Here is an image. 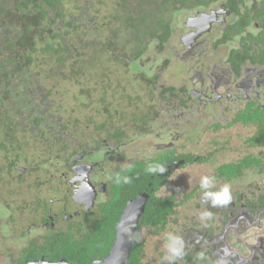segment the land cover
<instances>
[{"label": "flooded vegetation", "instance_id": "1", "mask_svg": "<svg viewBox=\"0 0 264 264\" xmlns=\"http://www.w3.org/2000/svg\"><path fill=\"white\" fill-rule=\"evenodd\" d=\"M191 1L155 7L156 16L145 22L153 34L144 44L148 56L135 61V19L145 14L140 0H0V264L63 260L48 259L54 238L84 239L104 223L102 211L119 193L117 174L159 159L167 177L156 193L165 190L173 207L162 225L140 226L141 216L134 242L142 245L143 264H264V0ZM165 28L170 34L163 41ZM80 34L98 50L128 48L127 63H114L117 86L120 64L154 81L149 111L136 119L152 128L143 135L132 125V131L169 135L170 144L159 138L158 156L144 157L158 146L151 139L134 144L121 128L104 129L107 124L96 126L91 141L73 142L70 123L56 117L62 110L48 101L60 92L56 82L77 75L67 51ZM83 89L76 99L90 103ZM102 91L97 101L106 104ZM204 176L213 178L207 190L200 186ZM226 184L230 203L213 207L204 191ZM24 185L35 195L31 202L12 198ZM153 190L149 183L126 197L119 220L133 199L150 198ZM204 212L210 216L202 218ZM170 235L183 241L182 258L164 259L171 256Z\"/></svg>", "mask_w": 264, "mask_h": 264}, {"label": "trees", "instance_id": "2", "mask_svg": "<svg viewBox=\"0 0 264 264\" xmlns=\"http://www.w3.org/2000/svg\"><path fill=\"white\" fill-rule=\"evenodd\" d=\"M140 1L138 7L141 6L145 14H137L135 19L134 26L137 41L134 46V52L131 53L133 56L132 58H134L135 61L145 59L148 56L147 48L144 44L146 43V40H148V37L153 38V34L146 30V27H148V24H145L146 20L156 16L155 14H152L155 12V7L160 11L168 7L166 0L157 6H153L150 0ZM200 1L203 2L204 0ZM183 2L192 3L191 0H183ZM165 31L167 36L162 37L163 41L168 38L170 34V31L167 28H165ZM86 38L87 37H84L81 34L76 35L74 37L73 45L69 47L67 51L68 56L71 59H74L77 63V75H73L72 83L73 85L79 86V89L81 90L82 87L86 88L83 90H88L87 92L89 93L86 92V94H90L91 96L92 90H103L102 99L105 102L107 90L111 88H113V90L119 89V84L117 86L116 81L115 86L113 87L114 76L117 75V72H114V63L118 60L120 63H127L128 48L122 50L120 47L118 53H115L111 46L103 47V49L98 50L97 46L87 42ZM159 48L162 49L163 45ZM81 57H84L85 60L81 59ZM122 67L125 68L126 66L120 64V69ZM84 72H87V79L90 80L91 83H86L85 79L81 77V74ZM134 75L136 76V84L140 88L148 90V88L154 85V81L152 82L151 78L143 73L142 70L138 72L135 69ZM80 96L84 97L85 95L81 94ZM155 165H162L167 168L163 159H159L147 165V168L141 164L139 168L136 166L127 171L128 173H125V175L128 174L127 177L130 176V182L128 184L130 187H128L127 183H124L122 179L118 183V186L120 184V187L117 185L115 186V189L119 191V193H117L115 198L106 205L105 211H102L105 213L104 220L102 221L104 223H100L98 228L93 232H89L84 239H75L73 235L71 237L67 235L57 236V238L55 237L48 259L54 261L65 259L73 264H94L96 261L103 260L110 252L115 241V224L118 222L121 211L124 208L126 197H135L139 192L145 190L149 183H152L154 190L152 192L150 191L151 195L146 207V212L141 218L140 226L150 223H152V225L164 224L166 221V215L172 213L173 205L171 199L159 196L156 193L163 185L167 173L166 175L160 173L162 176H157L159 173H150L147 170L148 175L145 174V170L148 169L149 166ZM141 247L142 245H138L136 242L133 243L129 264H143L142 256L144 253Z\"/></svg>", "mask_w": 264, "mask_h": 264}, {"label": "rangeland", "instance_id": "3", "mask_svg": "<svg viewBox=\"0 0 264 264\" xmlns=\"http://www.w3.org/2000/svg\"><path fill=\"white\" fill-rule=\"evenodd\" d=\"M148 63H146L147 65ZM151 65H147L146 67H149ZM170 73L169 71L167 74ZM118 80H119V89L113 90V88L107 90L106 92V104L101 103L100 101H97L100 99L99 92L101 90H98L97 94H93L91 97V102H85L80 103L78 99L79 86L74 85L72 82L64 83V82H56L58 84V88L60 90L59 94H56L54 97H52L48 104L54 107L56 110H62L61 114H56V117H60V120L64 124L70 123V125L67 127V132H69L72 136V141L75 142L78 141H91L95 135H98V131L96 129L97 125H105V128H121V130L126 131V136L132 139L136 143L143 142L145 139H151L153 143H156L154 147H148L149 151L151 148L152 151L147 152L145 156H150V158H154L158 156L159 149H161V143L159 141V138L162 136L164 137L163 142L166 144H170L171 141L168 140L170 137L169 135H166L165 133H162L160 137H155L152 135H148L146 138L143 137L145 130H148L152 128L151 121H147L146 123L141 121H136L137 118H143V114L147 113L149 110L151 102H147V92L148 90H144L143 88H140L136 84V76L131 73L127 72L126 70L120 69L118 72ZM167 74L163 76L164 80L167 84L176 85V81L173 80H167ZM115 78V76H114ZM86 83H91L90 80L86 79ZM115 82V79H114ZM91 85V84H90ZM137 85V86H136ZM115 86V83H113V87ZM118 88V87H115ZM64 91V92H63ZM55 94V91H54ZM128 97H131V103H128L130 99ZM109 106L110 110L109 113H106V107ZM153 107H157V103L152 102ZM103 111V113L100 114V112ZM90 119H93L91 121ZM79 122H78V121ZM78 122L77 125H74L75 122ZM111 124H108V123ZM135 126L136 130L138 129L140 133L143 135H140L136 133L134 135V132L132 131L133 127ZM161 132V131H160ZM103 136H105V133H102ZM158 138V140H157ZM70 140V139H69ZM144 151V150H143ZM103 162H106L105 160ZM113 165V162L107 163L106 168L107 170L110 169V167ZM112 169V168H111ZM189 173V172H188ZM187 173V174H188ZM195 173V172H194ZM194 173L192 170H190V176H194ZM185 174V173H184ZM185 174V175H187ZM25 184L31 183L32 180L28 178H24ZM28 179V180H27ZM19 195L13 196V199H23L21 201H24L25 199H32L35 197V195L32 194V191H30L25 185L24 188L19 186ZM186 190L185 192H187ZM5 195V194H4ZM159 196L166 195L165 190H162L158 193ZM8 195H5L6 199H9L7 197ZM43 196V192L41 194ZM45 198V197H44ZM48 198V197H47ZM62 198L57 197L55 199ZM1 212L3 213L4 210L1 207ZM146 233L144 231L141 232V240L145 239Z\"/></svg>", "mask_w": 264, "mask_h": 264}, {"label": "water", "instance_id": "4", "mask_svg": "<svg viewBox=\"0 0 264 264\" xmlns=\"http://www.w3.org/2000/svg\"><path fill=\"white\" fill-rule=\"evenodd\" d=\"M149 199V194H141L133 199L126 207L121 216L117 227L115 241L108 255L94 264H129L131 249L137 232V227L141 216L145 212V208ZM34 264H73L68 260H61L56 263L41 261Z\"/></svg>", "mask_w": 264, "mask_h": 264}, {"label": "clouds", "instance_id": "5", "mask_svg": "<svg viewBox=\"0 0 264 264\" xmlns=\"http://www.w3.org/2000/svg\"><path fill=\"white\" fill-rule=\"evenodd\" d=\"M148 172L150 173H164L166 171V168L162 165H155V166H149ZM116 182L119 183L121 179L124 183H129L130 178L120 177L119 174H117ZM213 184V178L204 176L201 178L200 186L202 189H209ZM204 196L210 197L212 200V206L215 207L217 205H227L230 203L232 199L231 190L229 185H224L222 188H220L218 191H204ZM202 218H206L210 216V213L204 212L201 213ZM179 245V246H176ZM168 252L171 253V256H165L164 259H173V258H182L184 253V246L183 241L180 239L179 236H172L170 235L168 237V243L166 245Z\"/></svg>", "mask_w": 264, "mask_h": 264}]
</instances>
